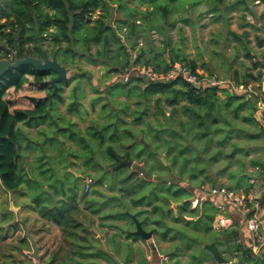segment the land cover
Here are the masks:
<instances>
[{"label": "trees", "instance_id": "16d2710c", "mask_svg": "<svg viewBox=\"0 0 264 264\" xmlns=\"http://www.w3.org/2000/svg\"><path fill=\"white\" fill-rule=\"evenodd\" d=\"M250 1L235 0L231 3L229 0H0V60L42 58L39 49V46H42L48 52L51 51L52 55L58 50V59L65 67H71L76 60L83 59L90 65L106 66V73L112 76L120 75L131 65L153 67L157 72L166 73L175 63H183L195 72L198 70L197 63L189 60L180 48H174L172 45L173 38L168 31L175 26V21L170 20V17L180 8L185 9L188 5L195 8L201 4L210 5L213 13H217L219 6H224L229 11L240 10L246 13L250 11ZM261 2L264 3V0ZM116 5L118 8L115 11L123 17H114ZM144 6L145 10L141 8ZM184 22L188 21L185 19ZM152 30L158 31L163 38L160 41L163 47L160 49L151 36ZM139 40L143 42L138 48ZM257 40L259 47H263L264 39L257 37ZM133 52H136V57H133ZM257 67L258 63L254 65V68ZM54 75L53 72L37 71L32 66H22L17 70H10L3 80H0V184L5 191L16 195L25 194L26 189L30 191L33 208L42 218L61 229L68 245L65 252L67 257L64 258L71 259L69 256L71 254L83 260L79 264H118L110 257V253L119 255L121 244L118 237L116 235L111 237L112 250L103 249L99 239L79 222L78 217L82 214L79 196L68 197L65 191L61 193L60 189L50 183L55 172L56 159L53 160L49 153L53 150L50 149L53 142L65 145L62 137L78 145H84L87 139L84 136L92 137L98 139L100 146L106 145L105 155L114 162L112 166L114 167L120 159L114 144H120L123 149V137L133 140L134 134L130 129L119 132V127L112 123V120L100 131L94 126H89L85 135L77 131V125L74 123L69 126L60 125L59 121L63 120V117L59 118L58 103L65 101L63 93L70 86V81L63 80L58 83L57 94L53 98H48L54 91L51 83ZM236 75L238 81V73ZM248 77L251 78V82L259 80L253 74H248ZM77 79H88V75H78ZM251 82L235 83L249 85ZM108 83L111 87H106L103 91L102 87H95V92L98 94L106 92L111 96L112 91H115L112 95L114 96L118 90L119 93L116 95H124L126 100L119 103L117 112L116 108L110 110L109 105H104L102 113L106 118L113 119L114 115V118L126 124L121 115L129 116L131 111L129 100L133 98H137L132 116L133 125H140L146 118L150 119L152 116L155 118L156 124L148 121L147 128L143 130L146 137L151 136L156 141V144L149 143V150L154 151L156 159L149 158L148 169L159 163L163 175H175L173 167L177 165L179 174L186 176L180 183L162 178V173L154 177L158 182L146 179L133 180L134 175L120 181L123 186L120 190L128 192L129 196L132 195L130 199L134 208L153 207L155 217L152 224L159 228L151 230L154 235L159 234L163 241L180 239L188 250L195 252L190 256L194 260L197 259V255L212 256L203 248L204 245L216 243L221 249V246L230 241L232 250L241 254L245 261L251 264H264V252L255 253L251 246L238 241L239 228L221 229L225 230L223 233L226 235V240H222L221 234L213 228L216 210L210 201L206 200L203 207L194 209L191 208L192 203H185L204 185L205 182L200 180V175L205 176L212 184L211 187L217 186L207 173L206 161L217 163L225 160L229 163L236 156L248 158L258 148L264 149V109H261L260 105L262 99L252 94H233L227 88L222 90L209 88L196 93L182 80L149 83L144 79L132 77L129 82H124L120 78ZM13 92L19 97L16 99L8 97ZM220 92L225 97H221ZM76 93L75 91L71 96L72 102L68 111L81 118L84 97H76ZM156 95L166 96L164 101L174 108L173 113L180 111L178 106L181 99L187 104L181 108L180 116L173 120L171 116L168 117L161 97L156 101L157 112L152 114L148 100ZM100 100L101 98H98L96 102ZM146 100L147 105L144 108ZM23 103H26V107H20ZM258 113H262V119L258 118ZM160 116L164 117V122ZM19 124L28 129L40 127L39 138L29 136ZM47 127L55 136L51 137ZM239 139L245 143H239ZM159 145H162L171 166H165L157 157L162 153ZM227 147L230 150L224 151ZM134 148L135 146L129 149L132 151ZM145 151L144 147L141 153H135L137 159H142ZM158 151L160 153H157ZM30 156H33L32 164L28 162ZM123 158H131L129 152H126ZM153 161L155 163L151 165ZM240 164L242 171L237 176L235 172L230 171V167H226L220 174L229 172L230 178L235 179L234 186L227 187L229 190L248 195L253 190L251 180L257 177L264 178V158L250 161V164L258 169L251 177L246 172L248 165ZM84 165L90 171L100 169L93 164L92 157H87ZM127 168L124 167L120 171ZM130 179L133 180L132 183L125 185ZM195 179L200 180L201 184L191 190L193 187L190 180ZM46 182H49V191L45 190ZM88 194L89 192H85L84 198ZM174 203L183 204L178 207L177 213L171 209ZM143 214L145 211L135 214L125 212L106 218L126 219L135 224L131 215L139 219ZM186 214L194 219L187 221L184 217ZM168 216L176 224H185L192 232L170 227L166 222ZM149 220V217L145 216L140 221L145 227ZM124 235L128 240H142L141 237H134L128 233ZM22 243L30 245L27 236L22 239ZM126 247H129L128 250L131 249V245ZM182 251V247L176 245L170 254L172 257H178ZM253 254L260 255L257 261H253ZM125 261L127 263V259H124Z\"/></svg>", "mask_w": 264, "mask_h": 264}, {"label": "rangeland", "instance_id": "374dc122", "mask_svg": "<svg viewBox=\"0 0 264 264\" xmlns=\"http://www.w3.org/2000/svg\"><path fill=\"white\" fill-rule=\"evenodd\" d=\"M229 1L231 3L235 2V0ZM186 7L187 8L185 9H178L179 11L177 10L178 12L170 17V20L175 21V26L170 28L168 31L173 38V43L178 44L182 52L187 55L189 60L197 63L198 69L202 73L214 74L222 79L230 77L233 82L239 81L244 84L248 81L251 82V78L248 77V74H253L251 73V70L254 69L255 65L254 57L261 58L263 56L261 47L258 45L257 37H261L263 39L264 37L261 36V32L256 30L255 27H257L258 23H264V6L257 5L254 3V0H251L249 2L250 11L246 13L240 10L229 11L224 6H219L217 13H213L210 5L208 4H201L195 8L190 6ZM117 8V5L114 6V17H123L122 14L115 11ZM141 8L145 10V6ZM187 9L188 11H186ZM133 11L135 13V10ZM244 15H246L245 19ZM252 16L253 20H249V17ZM185 19L188 22H184ZM250 21H252L253 24H251ZM111 24L114 23L111 22ZM249 25H252V27ZM151 36L155 40L157 46V43L163 39L158 31L152 30ZM142 42L143 40H139L138 48L142 45ZM48 53L50 57H52V52L49 51ZM133 54L136 55V52H133ZM66 68L68 70L67 80L70 81V86H68L63 93L65 101L63 103H58L57 112L60 114L59 118L63 117V120L59 121L60 125L69 126L71 123H74L77 125V131L80 134L85 135L86 129L89 126H94L100 131L104 125L109 124L112 120V123L119 127V132L130 129L134 134L133 140L129 137H123V149L120 147V144L115 143L114 146L120 159H131L135 162L136 167H128L123 171L119 170L116 172H113L112 170L114 162L107 159L105 155L106 145L100 146L99 141L96 138L84 136L87 138L84 145H78L71 142L66 137L61 138L65 145H63V143L58 145L57 142L52 143L53 146H51L50 149L53 150H51L49 154L53 160L56 159V163H54L55 172L53 173L54 175L52 174L50 183H52L57 189H60L61 193L65 191L68 197L71 195L79 196L78 202L82 211V214L78 217L79 222H82L83 227L88 229V231H91L96 239H99L101 247L105 250H112L111 246L113 243L111 241V237L113 235L118 237L117 239L121 244L119 255L116 256V253H110V257L115 259L118 264H125L124 259H126L127 256L138 259V264H141L140 259L142 256L150 257L152 262L150 264H161V255L167 259L162 264H176L177 257H172L170 254L172 248L176 245L181 246L183 250L179 254L180 256H178L180 257L182 264H217L211 259L212 256L206 257L200 255L198 256L196 254L197 259H192L190 256L195 252L188 250L180 239L175 241H163L161 236L158 234L154 235L153 239L150 241H145L143 239L138 241L128 240L124 233L129 234L130 232H134L136 230L135 224L126 219L114 220L112 218H106L111 215H119L125 212L135 214L140 211H145V214L139 218L142 220L145 216L149 217L150 220L144 227L145 230L151 231L153 228H157L152 224V219L155 217L153 215V207L147 206L144 208H134L130 199L132 195L129 196L128 192L120 190L122 186L120 181L131 175H134L135 177L133 180H148L146 178L147 175H152L154 177L160 175V173L163 175L160 164L155 163V161L151 163V165L155 163L154 166L148 169V166L150 165L149 158L156 159L154 151L149 150V145L151 142L156 144V141L151 136L149 137L147 135L146 137L143 133V130L147 128L148 121L155 124L156 121L152 116L150 119L146 118L140 125L132 124V116L134 114L133 111L136 109V105H134V103L137 98L129 100V104L131 105L129 116L125 117L120 113L122 119H125L126 124L122 123L117 118H114V115L113 119L110 117L106 118L105 114L102 113L103 106L109 105L110 110H114V108H116L117 112L119 103L125 101L126 98L124 95H116L119 93L118 90L114 96L112 95L115 91H112V95L110 96L106 92L98 94L95 92L94 88L102 87L103 91L106 87H111V84H109L108 81L114 82L120 79L118 75H109L106 73V66L90 65L83 59L76 60L74 65ZM235 73H238V81L236 80L237 75H235ZM82 74H87L88 79L78 80V75ZM55 76L56 75H54V77ZM75 91L77 92L76 97H84L83 108L81 109L83 116L81 118L75 113H70L68 111L69 105L72 102L71 96ZM49 95L48 98H53V96L49 97ZM220 95L221 97H225L223 94ZM8 97L16 99L19 95L13 92ZM161 97H163V106L165 107L168 117L171 116L173 120H176L180 116V113H182L181 108L187 103L181 99L180 105L178 106L180 111L178 113H173L174 108L170 106L168 102L166 103L164 101L166 96L156 95L153 96L151 100H148L150 108L152 109V114L157 112L156 101ZM98 98H101L100 102H96V99ZM116 102L117 104H115ZM146 102L147 100L144 102V108L147 105ZM20 107H26V103H23ZM259 115L260 119H262V113H258V116ZM160 119L163 122L165 121L163 116H160ZM19 127H22V129L26 131L29 136L39 138L38 129L40 127L28 129L23 126V124H19ZM46 129L49 130L51 137L55 136V133L53 134L50 128L47 127ZM145 140H147L146 143H144ZM238 141L239 143H245V141H242L241 139ZM133 146H135V148L131 151L129 148ZM159 146L161 147L160 152L162 153L157 155V157L160 158L163 163V160H165V166H171L167 159V155L162 149V145ZM144 147L146 148L145 154H143L144 157L142 159H137L135 153H141ZM214 150L215 149L213 147L212 152H214ZM227 150H230V148L227 147L224 149V151ZM126 152H129L131 158H123ZM160 152L158 151L157 153ZM259 155L264 158L263 148H258V150L253 152L248 158L236 156L229 163L225 160L217 163H210L209 161H206V170L215 185L233 187L235 179L230 178V173H220L226 167H230V171L235 172V175L237 176L242 171L240 163H246L248 165L246 172L252 176V174H256L258 172V169L253 167L252 164H250V161L261 158ZM87 157H92L93 164H96L100 169L97 171H90L88 167H85L84 161ZM28 162L31 164L33 163V156L29 157ZM138 168H145L147 170L146 174L141 175ZM28 169H30V167H28ZM173 170L175 175L164 174L162 178H167L178 183L186 178L185 175L179 174L177 165L173 167ZM89 177H92L95 183L87 197L84 198V183ZM133 180L130 179V181L125 185L132 183ZM200 180L205 182L201 187L207 188L212 186V184L206 180L204 175H200ZM200 180H190L191 186L193 187L191 190L201 184ZM255 180H258L259 183L257 188L258 192H255L253 195L254 198L255 196L261 197L259 194L264 189V178L257 177ZM150 182L158 181L152 180ZM45 186V190L49 191V182H46ZM145 189L143 188V190ZM52 190L55 191V189ZM24 192L25 194L17 195L16 193H9L5 191L0 184V227H2V231L0 232V264H75L73 261H69V263H67L65 262L66 258H62V251L66 249V242L61 229L54 223L42 218L38 211L33 208L34 204L32 203L30 191L26 189ZM133 197L136 196L133 195ZM193 198L195 197H192L191 199ZM191 199L187 201H190ZM193 202H195V200L188 202L192 203V209L195 208ZM204 202L199 200L196 208L203 207ZM177 205L178 204L174 203L171 208L175 213L178 212ZM14 207H17L18 209L14 210ZM95 210L98 211L95 212ZM11 212L13 214H9ZM4 214L6 216H3ZM217 215L218 213L216 210V217ZM184 217L187 218V221H192L194 219L187 214L184 215ZM234 219L240 226V228L237 227L239 228L238 241L245 245L247 240V238H245L244 231L246 230L245 225L239 222L241 221V217L236 216ZM166 222L167 225L172 228L174 227L176 230L179 229L181 231L192 232L185 224H176L169 216L166 218ZM233 227L236 228L235 225ZM213 228L216 232L221 234L222 240H226V235L223 233L225 230H216L214 223ZM27 233H30L37 242V246L39 248L38 259L30 257V253H33L31 242L28 240L30 245L22 243V239L27 236ZM152 243H154L155 248L152 247ZM126 244H132L135 247L132 249L131 246V249L128 250L129 247H126ZM220 250L223 251L222 253L224 258L227 261L226 264H251L245 261L241 254L232 250L230 241H228L225 246H221ZM252 257L253 261H257L260 255L253 254ZM53 259H56V261Z\"/></svg>", "mask_w": 264, "mask_h": 264}, {"label": "built area", "instance_id": "2783aa9c", "mask_svg": "<svg viewBox=\"0 0 264 264\" xmlns=\"http://www.w3.org/2000/svg\"><path fill=\"white\" fill-rule=\"evenodd\" d=\"M257 4L264 5L261 1H257ZM249 20L252 18L249 17ZM261 50L263 56L254 58V62L258 63L256 77L259 80L249 85L237 84L229 79L205 74L199 70L194 72L183 63H175L166 73L157 72L153 67L131 65L125 68L118 77L122 78L124 82H129L132 77L144 79L149 83L182 80L196 93H201L209 88L220 90L227 88L233 94L259 96L262 99L261 109H264V46L261 47ZM94 183L92 178H87L84 183L85 192H90ZM253 195L252 192L246 195L244 192L232 191L225 186L201 187L194 196L193 201L195 200V202L193 203L196 208L199 200L210 201L218 213L214 227L220 230L232 228L234 225L233 219L227 216L228 213H238L250 231L251 248L255 253H261L264 252V221L255 214L250 205L255 203L257 209H260L258 204H261L260 201L264 203V189L259 194L261 197L254 198Z\"/></svg>", "mask_w": 264, "mask_h": 264}, {"label": "water", "instance_id": "95a60500", "mask_svg": "<svg viewBox=\"0 0 264 264\" xmlns=\"http://www.w3.org/2000/svg\"><path fill=\"white\" fill-rule=\"evenodd\" d=\"M42 58H36V57H25L24 59H15L14 61L8 60V59H2L0 60V80L4 78L10 70H17L22 66H32L37 71L41 72H53L56 76L52 79L51 83L54 87V91L49 97H52L57 94L58 86L57 84L60 83L63 80L68 79V70L67 68L62 65V63L59 61L56 50L52 57H50L48 51L44 49L42 46H39ZM260 119V115L258 116ZM164 164H166L165 160ZM124 167H136L135 162L131 159H119L118 163L112 168L113 172L120 170ZM138 171L141 173V175H145L147 170L145 168H138ZM147 179L149 181L154 180V176L147 175ZM190 201H186V204ZM183 204H178L177 206L180 207ZM17 207H14V210H17ZM128 214V213H127ZM131 218L133 219L135 223L136 230L134 232H130L129 235H132L134 237H141L145 241H150L154 237L153 231H146L143 223L134 215H131ZM27 239L31 242L33 253H30V257L34 259H38V251L39 248L37 246V242L34 240V238L31 236L30 233H27ZM152 247L155 248L154 243H152ZM204 249L208 251L214 260L218 264H226L227 261L224 258V255L222 251L218 248L216 243L206 244L204 245Z\"/></svg>", "mask_w": 264, "mask_h": 264}, {"label": "crops", "instance_id": "0c3cea01", "mask_svg": "<svg viewBox=\"0 0 264 264\" xmlns=\"http://www.w3.org/2000/svg\"><path fill=\"white\" fill-rule=\"evenodd\" d=\"M257 1H261V0H254V3H256L257 4ZM262 3V2H261ZM264 4V3H263ZM257 5H259V4H257ZM189 6V5H188ZM262 6H264V5H262ZM252 18V20H253V16L251 17ZM250 23L251 24H253V22L252 21H250ZM256 28V30H259L260 32H261V36H263L264 37V23H258L257 24V27H255ZM172 37V36H171ZM158 44V49H160V48H162L163 46H162V44L160 43V42H158L157 43ZM177 43H173L172 45H173V47L174 48H176V47H178V48H180L179 46H178V44L176 45ZM182 51V50H181ZM185 55V54H184ZM133 57H136V55H133ZM256 64V63H255ZM199 70V69H198ZM200 71V70H199ZM251 73H253L255 76H256V68H254V69H252L251 70ZM237 73H235V75H236ZM227 79H229V80H231V78L230 77H228ZM254 82H256V81H252L251 83H254ZM251 83H249V84H251ZM220 94H223V93H221L220 92ZM261 114V113H260ZM249 177H251V175H249ZM252 182H254V183H252ZM258 180H251V184L253 185V190H252V193H254L255 194V192H258L257 191V188H258ZM256 189V190H255ZM238 192V191H237ZM255 197H259V196H255ZM260 203L261 204H258V205H260V209L258 210L257 209V206L255 205V203L253 204H251L250 205V207L253 209V211L255 212V214L256 215H258V217L260 218V219H262L263 221H264V203H263V201H260ZM227 216L228 217H231L232 219H233V222H234V225H235V227H239L240 228V226L238 225V223H237V221L234 219V217H236V216H239V217H241L238 213H236V212H232V214L231 213H228L227 214ZM241 221H239L240 223H242V224H244L245 225V228H246V230H244L245 231V238H247V240H246V244L250 247L251 246V234H250V231H249V229L247 228V225H246V223L242 220V219H240ZM241 224V225H242ZM233 225V226H234ZM244 228V229H245ZM66 242V241H65ZM136 243V242H135ZM127 245V244H126ZM131 246H132V249H133V247H135L134 245H132L131 244ZM65 247H66V249L64 250V251H62V258H64V257H67V255H66V250L68 249V245H67V242L65 243ZM222 251V250H221ZM132 252H133V250H132ZM223 252V251H222ZM69 256L70 257H72L71 259H69V258H66L65 259V262H67V263H69V261H73V262H75V264H79L80 262H83V260L82 259H79V258H76L75 256H73V255H71V254H69ZM161 257V262L163 263L165 260H167V259H165L164 257H162V255L160 256ZM126 259H127V263H126V261H125V264H136L137 263V261H138V259H136L135 257H131V256H127L126 257ZM125 259V260H126ZM215 263H217L215 260H214V258L212 257L211 258ZM115 260V259H114ZM141 261H140V263L141 264H150V263H152L151 262V259H150V257H147V256H142V258L140 259ZM79 261V262H78ZM116 261V260H115ZM161 263V264H162ZM183 263H185V262H183ZM122 264H124V263H122ZM138 264V263H137ZM176 264H182V261H180V257H177V259H176ZM205 264H213V263H205ZM218 264V263H217Z\"/></svg>", "mask_w": 264, "mask_h": 264}, {"label": "flooded vegetation", "instance_id": "af4514ba", "mask_svg": "<svg viewBox=\"0 0 264 264\" xmlns=\"http://www.w3.org/2000/svg\"><path fill=\"white\" fill-rule=\"evenodd\" d=\"M134 168V167H133Z\"/></svg>", "mask_w": 264, "mask_h": 264}]
</instances>
